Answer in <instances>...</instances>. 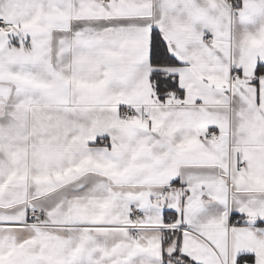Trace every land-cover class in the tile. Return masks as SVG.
Wrapping results in <instances>:
<instances>
[{
	"label": "snow or ice",
	"instance_id": "snow-or-ice-1",
	"mask_svg": "<svg viewBox=\"0 0 264 264\" xmlns=\"http://www.w3.org/2000/svg\"><path fill=\"white\" fill-rule=\"evenodd\" d=\"M0 264H264V0H0Z\"/></svg>",
	"mask_w": 264,
	"mask_h": 264
}]
</instances>
